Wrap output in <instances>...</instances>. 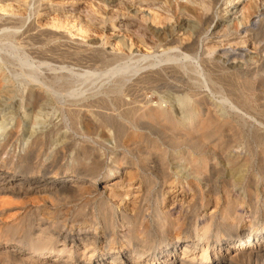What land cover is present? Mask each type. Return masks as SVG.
<instances>
[{
	"label": "bare ground",
	"instance_id": "1",
	"mask_svg": "<svg viewBox=\"0 0 264 264\" xmlns=\"http://www.w3.org/2000/svg\"><path fill=\"white\" fill-rule=\"evenodd\" d=\"M40 1L0 0V131L15 127L0 134L6 264H264V56L247 72L199 46L217 7L234 0H90L116 9L101 18ZM129 3L152 14L122 13ZM239 12L233 27L249 24L253 49L264 52V5ZM189 18L199 29L186 36ZM116 30L124 36L113 43ZM190 50H200L194 64ZM230 75L255 85L252 113L236 89L214 97ZM44 112L58 119L46 132L21 126ZM78 135L93 142L76 145ZM240 146L247 152L232 155ZM248 150L258 154L257 176ZM123 175L143 188L129 214L104 193ZM180 182L192 192L187 208L163 207L161 190ZM30 194L44 205L22 203ZM206 197L211 214L201 211Z\"/></svg>",
	"mask_w": 264,
	"mask_h": 264
},
{
	"label": "rangeland",
	"instance_id": "2",
	"mask_svg": "<svg viewBox=\"0 0 264 264\" xmlns=\"http://www.w3.org/2000/svg\"><path fill=\"white\" fill-rule=\"evenodd\" d=\"M17 1L19 2V5L23 8H29L30 7L29 0H17ZM230 1H233V0H230ZM245 2H252L253 5H257V6L264 5V0H262V1L261 0H234V2H232L229 5L221 6V7L218 6L217 7V13L214 14L215 24L220 23L221 27H222V25H223V27L221 29L220 27H217V25L214 24V25H211L208 33L203 31L201 36H200V42L201 43L199 42L200 43L199 46H201V47L203 46V48L204 47H215V49L213 50V56H212L213 58H215V57L218 58V57H220V55H223V53L225 52L226 58L224 57L223 60L228 59L229 64L230 63L233 65L237 64L238 66L241 65V67L245 68V70H247V72H248V69H249V71H251L255 66V57L259 58V56H264V52H262V53L255 52V50L253 49V47H254V41H253V35H252L253 34V32H252L253 28L251 29L249 24H242L238 29L236 28V30L233 27L232 23H233L234 17H236V18H240V16L242 17V14H241L242 12L241 13L239 12L237 14H234L233 12L237 11V10H241V8L243 7V3H245ZM134 3L135 2H133V4ZM222 3L224 4L225 0H220V4H222ZM40 4L43 5V7L49 6V5H55V6L59 7L58 10H60L61 12L75 11V12H80L82 14L83 13H88V14L90 13V15H93L96 18H101V13L107 15V14L111 13L112 11L115 12V10H116V9H111L110 7H101V6H100V8L98 6V9H99L98 10L97 5L93 2H91L90 0H51V1H49V0H43L42 1L41 0ZM45 4H47V5H45ZM235 4H237L236 7H233V5H235ZM128 7H129V12H127V11L125 12L123 10L121 12L126 14V15H129V16L132 13H135V10L138 11V13H140L141 15H143V14H148V15L150 14L151 15L152 14V12L147 10L145 7H140L138 5L131 6L130 3L128 4ZM257 9L258 8H256L255 10L257 11ZM189 20H190L189 21L190 23H187L189 26H187V28H186L188 30V33H186V36H188V34L189 35L194 34V31L199 29V25L197 24V22H195L196 20H193L192 18L191 19L189 18ZM116 33L118 34V36H116ZM106 34L111 35V32L107 31ZM112 35H113V37L110 40H111V42L115 43V42L119 41L120 38L123 39L122 36H124V33H121V32L119 33V31L116 30L115 32L112 33ZM188 38H186V42L189 41ZM91 39L94 41H98V40L103 39V42L105 41V38L100 39V37L97 35H93ZM126 40L127 39L125 38L124 41H126ZM88 41H90V40H88ZM263 43H264V39H263ZM216 47H217V49H216ZM105 48L108 49L107 46H105ZM197 52H200V50L199 51L198 50L197 51L196 50H190L189 52H187L188 59H186L185 61L189 64H194L196 59H197ZM203 58H207V56L204 55ZM191 75L194 76L193 74H191ZM234 78L235 77H233V75H230V79L228 77V78H225L224 80H222V82H221V86H222L221 93H220V91L217 92L216 94H214V97L220 98L221 95L222 96L228 95L229 91L236 89L238 92L236 91L237 97L236 98L233 97L234 100L236 102H238L239 104H241L242 106H244L246 109H248L249 112L252 113L254 110V106H255V103H254L255 99L254 98L257 96L256 94H258V92L255 91V87H254L255 85H253V82L249 79L242 81V80H234ZM227 83H229V84H227ZM209 97H210V95H209ZM148 98H150L151 100H153V99L155 100L156 97L154 96V94L150 93V94H148ZM241 99H242V101H241ZM25 112L26 113L29 112L27 107H26ZM34 122H38L37 124H39V125H36V127H35V129L36 128L38 129V130H36L37 131L36 133H44L51 127V125L53 123L58 122V119L56 117V114L54 116H50V115L48 116L44 112L41 114L40 119L35 120L34 118H29L27 120H24L22 122L21 126L23 128L24 127H31L32 123H34ZM13 127L14 126H7L5 130L0 131V134H1V132L4 133V131L8 132L11 129L14 130L15 127L14 128ZM66 130H68V129H66ZM66 130H62V132H66ZM70 131L71 130H68L69 133H71ZM60 137H61V135L58 134L57 136L54 137V139L56 141L61 142ZM2 139H3V137H0V142ZM83 142L91 144V142H93V141L91 139H86L85 137H82L80 135L74 137V144L80 145ZM26 145H27V142L24 139L23 142H21V147L24 148ZM93 145L98 149L101 148L99 145H95V144H93ZM68 148H66V150H68ZM51 149H52V147H51ZM245 152H247V149L244 146H240L239 148H237V150H234L233 152H231V154L232 155L237 154V153L244 154ZM68 153L69 154H68L67 158L64 161H62V163H63L62 166L64 169H66V168L70 169V168L74 167V165H76V164H71V161L69 158V156H70L69 150H68ZM256 155H258V154L255 153V151L250 150V152H249V150H248L249 161L247 163L246 168H249L250 170L254 171L255 173H256L255 169L257 168V165H258V160L256 158L257 157ZM3 158H4V156H3ZM103 160H104L105 164H110L112 161V157L107 155V156L103 157ZM253 168H254V170H253ZM257 175L258 174L256 173V176ZM85 180L87 181L88 178H85ZM118 182H117L118 186H116L114 188L107 187L105 189V191H104L105 197L107 198L108 203L110 205H112V207L117 211L118 214L119 213L120 214H129L131 212V208H132L133 203L142 194L143 188L141 189V185H140L141 180L138 178L134 181L132 180V181L128 182L126 175H123ZM161 191H162V195L165 197V200L163 201V207L168 206L170 208L171 206H175V207L178 206V207H182V208H187V206L189 205V202L192 199V192L188 191L186 189V186L183 187L181 182L179 184H176L175 186H174V184L168 185L164 189H162ZM236 194H237L236 190H234L233 195H236ZM36 196H37V198H36ZM36 196H34V194H30L27 196L28 198L27 197L25 198L27 200H22V203H25V205L27 203L26 206H28L29 208L31 206L36 207L39 205L42 207L44 205V204H40V202L42 200L38 198L39 197L38 195H36ZM213 199H214V197L210 198L209 201H208L207 197L204 199L203 207H202L201 211H203L205 214H211L214 212L215 205H213ZM39 200H41V201L39 202ZM41 203H44V201H42ZM31 204H33V205H31ZM88 209H90V206ZM13 211L14 210H12V212L11 211L8 212L7 216H4V221H6L8 223L11 221L10 218H6V217H8V214H10L9 216H11L12 213H14ZM177 215H178V212L176 211L175 216H177ZM248 224H249V219H245L244 222L240 223L239 226L245 227ZM1 243H2V239H1V235H0V246H1ZM0 264H6V261H4V258L1 256H0ZM7 264H12V263L7 262Z\"/></svg>",
	"mask_w": 264,
	"mask_h": 264
}]
</instances>
